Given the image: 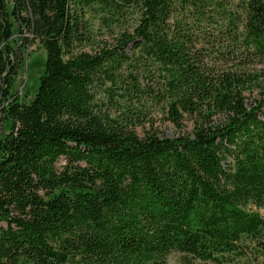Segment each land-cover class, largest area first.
Returning <instances> with one entry per match:
<instances>
[{"label":"trees","instance_id":"16d2710c","mask_svg":"<svg viewBox=\"0 0 264 264\" xmlns=\"http://www.w3.org/2000/svg\"><path fill=\"white\" fill-rule=\"evenodd\" d=\"M0 105V264L264 263V0H0Z\"/></svg>","mask_w":264,"mask_h":264},{"label":"rangeland","instance_id":"374dc122","mask_svg":"<svg viewBox=\"0 0 264 264\" xmlns=\"http://www.w3.org/2000/svg\"><path fill=\"white\" fill-rule=\"evenodd\" d=\"M11 7V4L9 5ZM23 37H30L28 33H25ZM16 56L19 60V67L17 69V81L15 91L18 97L26 101L30 100L36 93L37 87L39 85V78L43 72V64L45 61V53L41 45L37 42H23L21 41L17 45ZM2 108L0 105V122L5 130H8V125L3 120V115L1 114ZM156 123L159 125V131L166 135L167 137L175 136L179 131L169 122H164L163 118L155 116ZM0 123V124H1ZM189 129L188 122H185L182 126L181 132L187 131ZM64 161L60 160L57 164V169L62 170ZM3 226V225H1ZM167 264H181L180 256L177 253H172L168 259ZM197 264H202L197 262ZM239 264H264L262 260H256L255 252H248L245 260L239 262Z\"/></svg>","mask_w":264,"mask_h":264}]
</instances>
